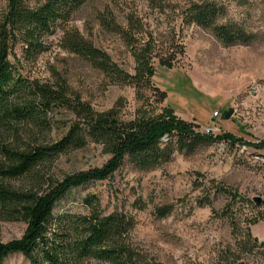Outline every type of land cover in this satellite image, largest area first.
<instances>
[{
    "label": "rangeland",
    "instance_id": "374dc122",
    "mask_svg": "<svg viewBox=\"0 0 264 264\" xmlns=\"http://www.w3.org/2000/svg\"><path fill=\"white\" fill-rule=\"evenodd\" d=\"M191 1L205 0H87L71 21L84 38L108 52L129 73L135 66L129 47L120 35L101 27L98 17H113L135 37L151 34L154 74L141 88L110 82L85 59L62 49L58 35L52 37L46 52L25 63L23 73L41 81L53 80L52 74L57 73L99 111L118 101L121 119L137 113L157 114L167 106L200 131L214 123L219 127L216 134L230 132L255 143L264 140V0H212L224 11L217 22L236 23L253 35L248 45H226L210 28L183 22ZM6 6L7 0H0V16ZM126 15L132 17L130 25ZM161 59L170 60L171 66L162 65ZM229 107L233 108L231 117L221 119ZM214 112L220 113L216 119H212ZM70 117L55 110L51 127L41 129L29 123L18 124L13 132L0 131V157L2 146L17 144V132L22 147L32 143L26 136L32 133L39 143L53 141L64 132ZM108 157L101 146L92 143L61 153L49 169L39 171L43 187L49 179L100 166ZM8 182L20 188L30 185L32 178L26 175ZM228 191H236L243 200L236 198L229 206ZM91 194L98 198L103 213L122 210L134 217L131 242L143 259L162 264H217L228 247L231 252L237 248L229 217L239 222L238 240L245 227L259 241L264 240V147L215 141L192 154L175 151L170 161L150 171L134 170L124 161L111 177L70 189L56 203L54 214L86 213L83 200ZM255 196L261 199L260 205L251 200ZM137 198L145 203L142 208L134 204ZM167 205L169 213L158 216L156 209ZM25 227L23 220L0 218V240L19 238ZM245 259L248 264H264V246L246 254ZM3 264H29V260L15 252Z\"/></svg>",
    "mask_w": 264,
    "mask_h": 264
},
{
    "label": "trees",
    "instance_id": "16d2710c",
    "mask_svg": "<svg viewBox=\"0 0 264 264\" xmlns=\"http://www.w3.org/2000/svg\"><path fill=\"white\" fill-rule=\"evenodd\" d=\"M31 1L7 0L0 16V131L13 132L18 124L29 123L38 124L41 129L51 127L55 110L71 117L64 132L53 141L39 143L32 133L26 135L32 143L22 147L18 144L21 136L17 132V144L1 147L0 218L23 220L26 227L19 238L0 240V264L15 252L24 255L29 264H162L147 261L135 251L131 242L135 225L132 215L122 210L103 213L93 194L83 200L86 213L55 215L56 203L72 188L111 177L124 161L134 170L150 171L170 161L175 151L192 154L199 147L220 140L263 148L264 140L255 143L230 132L204 133L194 123L178 118L173 108L167 106L157 114L137 113L131 119H121L118 101L106 110H96L57 73L52 74L53 80L28 78L23 73L25 63L35 61L46 52L55 35L59 36L58 45L62 49L85 59L110 82L134 84L137 88L150 82L155 56L151 34L135 37L113 17H98L101 27L120 35L129 47L135 61L134 72L129 73L108 52L70 25L87 0H36L34 5ZM223 12V7L212 0L191 1L182 20L210 28L226 45L250 44L254 37L243 27L216 21ZM130 18L126 15L129 25ZM160 62L171 66L170 60ZM160 95L165 97V91ZM91 143L101 146L102 152L109 155L102 165L61 179H49L43 187V175L39 171L49 169L54 157ZM26 175L32 178L30 185L15 188L8 182ZM228 194L232 200L229 206L236 198L243 200L236 191ZM134 204L142 208L145 203L137 198ZM169 211L170 205L162 206L156 209V214L163 217ZM229 220L237 248L231 252L228 247L217 264H248L245 255L264 246V240L253 236L249 227L239 233L238 240L239 222L234 217Z\"/></svg>",
    "mask_w": 264,
    "mask_h": 264
},
{
    "label": "water",
    "instance_id": "95a60500",
    "mask_svg": "<svg viewBox=\"0 0 264 264\" xmlns=\"http://www.w3.org/2000/svg\"><path fill=\"white\" fill-rule=\"evenodd\" d=\"M233 113V108L229 107L222 112L221 119L227 120L231 117ZM251 200L254 202L255 205H260L261 199L258 196L252 197Z\"/></svg>",
    "mask_w": 264,
    "mask_h": 264
},
{
    "label": "built area",
    "instance_id": "2783aa9c",
    "mask_svg": "<svg viewBox=\"0 0 264 264\" xmlns=\"http://www.w3.org/2000/svg\"><path fill=\"white\" fill-rule=\"evenodd\" d=\"M257 85H253L252 88H256ZM220 115V113L218 112H214L213 115H212V119H216L218 118ZM202 132L204 133H212V134H216L215 132L216 131H219V127L216 126L214 123L211 125V127H205L201 130Z\"/></svg>",
    "mask_w": 264,
    "mask_h": 264
}]
</instances>
